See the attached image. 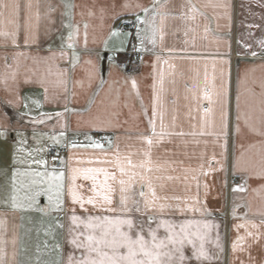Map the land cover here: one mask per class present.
Wrapping results in <instances>:
<instances>
[{
    "label": "crops",
    "instance_id": "crops-1",
    "mask_svg": "<svg viewBox=\"0 0 264 264\" xmlns=\"http://www.w3.org/2000/svg\"><path fill=\"white\" fill-rule=\"evenodd\" d=\"M29 2L33 5L32 24L34 27L38 26L39 43L42 45L43 51H46L49 46L53 51H59L62 43L61 37H66L70 30L64 25L71 23L74 17L76 22L81 23V45L77 51L83 59H87L88 54L83 48L82 41V23L87 20L90 24L89 49L98 46V44L92 43V36L96 35L98 40L104 38L107 34L108 24L112 23L110 19L106 18L102 28L98 12L97 17L94 18L81 17L80 15L81 11L92 8L94 4L98 6L104 0H20L22 5ZM129 2L133 5L142 3L145 6H151L152 0H129ZM67 4H74L76 7L75 9L66 8ZM161 4L164 5L161 12L166 14L163 21L164 39L162 41L158 39L155 47L146 42L143 47L147 50L141 53L138 69L132 73H126L135 76L137 89L133 90L130 82L125 85L122 77H118L120 83L115 85L111 92L107 86L100 90L95 84L90 89L85 84L83 89L76 86V95L72 96L73 88L70 81L67 96L61 89L49 87L50 96L53 93H59L57 102L45 101L42 95L43 89L39 85H22L21 95L40 101L38 106L29 100V107L25 109L22 105L19 108H13L4 103L8 94L0 85V127L9 129L6 137H0V219L7 221L4 238L8 241L5 251L8 254L6 259L9 261L12 259L14 251L11 243L14 235L17 240L15 246L16 264H36L37 256L42 264H51L56 260H60L63 264L66 256L72 251L71 246L66 243L67 230L70 226V207H72L70 202L66 204L64 212L52 213L47 216L37 212L13 211L10 204L8 206L3 204V200L9 195L13 168H19L22 171L27 169V163L14 165V158L18 161H29L31 157L27 153L33 152L37 159L42 158L48 161V171L51 172L53 167L47 157V150L50 145H58L64 150L61 156L63 163H61V167L55 169L57 173L61 170L64 171V184L67 187L71 170L74 168L110 167L96 161L106 158L114 159L112 153L117 144L122 155L145 147L139 138L143 134H149V128L148 116L143 114L141 99L150 116L151 85L156 76V73L153 72V64H157V69L163 70L165 74V124L170 125L171 116L176 115V130H182L185 133L219 131V106L215 107L214 115L207 118L210 121L215 120V128L211 125L204 128L201 121L203 112L202 110L197 111V104L192 99L193 93L188 91L194 83H199L201 88L204 86L205 72H207L210 81L215 77L217 86L221 79L225 82L228 89L230 129L234 121L235 97L238 87L243 92L244 88L251 86L253 81L264 78V49L258 43L260 40H264V0H161ZM190 5H195L198 9L194 21L187 18L192 15L189 12ZM217 5H226V7ZM132 11L136 10L132 9L130 13ZM24 12L26 13L27 9H24ZM37 12H39L38 21L36 19ZM139 15L143 17L144 13L139 12ZM126 16L135 17L133 14L123 17ZM159 23L160 18L157 17V24L159 25ZM114 25L115 23L113 27H115ZM122 41L126 49L129 37L125 35L112 38L109 48L119 46ZM20 42L22 44V39ZM246 45L250 47H246ZM20 50L28 49L21 48ZM12 51L10 45L5 48L3 44H0V64H2V57L5 54L9 55L11 61ZM31 51H36V48L33 47ZM252 51L257 52L258 55L251 56ZM109 55L112 53L109 52ZM157 56L161 58L160 62L156 61ZM119 60L120 57L117 55V61L119 62ZM165 60L168 61V64L163 63ZM103 64L107 77L108 62L105 60ZM53 65H59L60 68L66 67L65 61L62 60L54 61ZM171 66H174V69ZM2 71L3 69L0 67V72ZM55 71L54 66L53 73ZM80 75L81 70L78 68L76 78L79 79ZM21 79H23V73ZM49 79L55 80L56 76L52 75ZM240 81H245V83H240ZM157 87H159L158 81ZM115 89L120 90L119 97H117ZM137 91L139 97L136 95ZM129 93L131 94L129 95ZM113 102L119 106L121 126L114 130L89 129L86 123L89 114L95 115L98 111H103L105 107L110 108ZM125 104L127 107H124ZM207 106L206 101L201 102V109ZM65 107L70 110L65 111ZM71 109H75V111H71ZM7 111L18 120L43 119V126L41 128L21 126L15 119H10L8 115H5ZM25 112L28 115H22ZM57 112L62 115L56 116ZM190 114L196 119H189ZM49 116L51 118H48ZM48 120H52V122L50 123ZM157 126H159L158 122ZM17 132L21 135L18 136ZM61 132L64 133L63 136H60ZM95 134H101L106 140L110 137L113 141L112 148H109L108 143L104 146L103 151L88 146L91 141L87 137H91L95 141ZM79 135L84 136L87 143L79 141L77 139ZM53 136L57 137L59 143H54L50 139ZM21 140H26V143L21 144ZM258 140L259 137L249 133L246 129L239 138L230 134L226 159L221 156L223 137L217 135L174 137L172 143H165L163 146L153 148V158L174 161L173 167L177 171L172 174L181 177V180L168 182L166 194L181 197L182 202L186 200L188 204L195 207L204 206L211 212L210 216H202L199 212L192 211H188L184 215L172 214V218L176 220L208 219L213 223L214 227L210 233L212 242L206 245L212 258L205 261L204 264H241V262L243 264H264V224H261L264 216L260 214L264 212V199L252 192L253 188L259 187L264 181L255 178L249 180L246 192H233L232 189L237 185L236 183L228 185L229 179H237L239 184L243 183L241 176L233 174L232 168L234 158L239 151V145L243 143L247 146ZM73 144L77 146L72 147ZM21 147L25 151H18ZM36 148H44L45 151L37 154L33 151ZM105 152L108 153L107 157H105ZM136 158L133 157V159ZM32 168L39 171L44 170L36 169L35 165ZM184 169L192 171L185 173ZM204 172H207L208 175H203ZM185 175L188 177L187 180L183 179ZM193 177H197L199 181L200 205H195L193 201V198L197 196V180H194ZM20 179L27 182L32 177L18 178V180ZM76 183L88 185L91 182L81 179ZM82 193L85 197L91 195L87 191V187L82 190ZM23 194L21 190L19 195L23 196ZM114 206H116L115 201ZM181 206L184 204L182 203ZM76 207L77 214H82L79 207ZM88 207L90 208V206ZM225 212H227L228 220L223 218ZM215 213L218 216H215ZM57 221L64 227H56ZM253 224L257 227L253 228ZM240 225L243 227H239ZM49 229L55 235L54 240L52 235H46V230ZM249 231L256 234L258 239L248 237L247 232ZM238 236L245 237V240L240 242L243 251L240 250V247L233 251L232 244L237 241ZM45 241L50 246L58 244L59 250L56 251L52 247L45 249ZM217 242L219 247L216 246ZM37 247L40 248L39 253H37ZM76 254L79 255V253Z\"/></svg>",
    "mask_w": 264,
    "mask_h": 264
},
{
    "label": "snow or ice",
    "instance_id": "snow-or-ice-1",
    "mask_svg": "<svg viewBox=\"0 0 264 264\" xmlns=\"http://www.w3.org/2000/svg\"><path fill=\"white\" fill-rule=\"evenodd\" d=\"M217 6L226 7V5ZM65 7L75 9L76 5L67 4ZM163 7L161 0H152L151 6H145L142 3L133 5L129 0H123V2L121 0H104L98 6L94 4L92 8L81 11V17L87 16L88 18L97 17L98 12L102 28L106 18L112 21L107 26V34L104 38L98 40L96 35L92 36V43L98 44L92 49L88 48L90 24L87 20L82 23L83 48L88 54V58L83 59L77 51L81 45V23L76 22L74 17L71 23L64 25L70 30L66 37H61L62 43L59 51H53L51 46L43 51L42 45L39 43L38 26L34 27L32 24V3L22 5L20 0H11V2L0 0V44H3L5 48L10 45L13 49L11 61L9 55L5 54L2 57V64H0L3 69L0 72V85L8 94L4 103L13 108H19L22 105L27 109L30 100L32 104L39 106V100L21 95L22 85H39L43 89L42 95L45 101L57 102L59 93H53L50 96L49 87L61 89L67 96L70 81L73 88L72 96L76 95V86L83 89L85 84L89 89L94 84L100 90L107 86L111 92L114 90V86L120 83L118 77H122L125 85L130 82L131 88L137 89L135 76L126 74L129 72V65H121L117 61V55L125 51L124 42L122 41L119 46L109 48L112 38L122 35L130 36L131 33H122L119 28L113 27V24L125 15H135L137 25L135 39L140 42L141 47L133 46V51H146L147 49L143 47L146 42L155 47L158 39L161 41L164 39L163 21L166 14L161 12ZM24 9H27L26 13ZM132 9L136 11L130 13ZM139 12H143L144 16L141 17ZM189 12L192 15L187 18L194 21L198 9L195 5H190ZM65 14L67 15V13ZM157 17L160 18L159 25ZM36 19L39 20V12L36 13ZM258 43L264 49V40H260ZM33 47L36 48L34 52L31 51ZM246 47L250 46L246 45ZM21 48L28 50H20ZM109 52L112 55H109ZM257 55V52H251V56ZM57 60L65 61L66 67L60 68L59 65H53V62ZM105 60L108 62L107 77L103 64ZM160 60L161 58L157 56L156 61L160 62ZM163 63L168 64V61L165 60ZM54 66L55 73H53ZM152 67L156 76L151 85L150 116L141 99L143 114L148 116L149 134H143L139 138L145 147L122 155L117 144L112 153L114 159L106 158L96 161L110 167L74 168L71 170L67 187L64 184V171L61 170L57 173L53 167L49 172L48 161L42 158L37 159L33 152L27 153L31 157L29 161L13 159L14 165L27 163V169L22 171L19 168H13L9 195L3 200L5 206L10 204L13 211L37 212L44 216L64 212L68 202L72 206L70 207V226L67 230L66 240L72 251L66 256L63 264H204L205 261L212 258L206 245L212 242L210 233L214 227L213 223L208 219L176 220L172 218L173 213L184 215L186 212L192 211L199 212L202 216H210L211 212L204 206L195 207L188 204L186 200L182 202L181 197L167 195L168 182L181 180V177L172 174L177 171L173 167L174 161L153 158V148L163 146L165 143H172L174 137L185 135L223 137L221 156L226 159L230 134L239 138L246 129L249 133L259 137V140L249 143L247 146L243 143L239 145V151L234 158L232 168L233 174L241 176L243 183L237 184L232 191H248V181L254 178L264 181V78L253 81L251 86L244 88L243 92L238 87L235 97L234 121L230 129L228 89L225 82L221 79L217 86L215 77L210 81L207 72H205L204 86L201 88L199 83H194L188 91L193 93L192 99L197 104V111L202 110L203 112L201 121L204 128L210 125L215 128V120L210 121L207 118L213 116L215 107L219 106V131L185 133L182 130H176V115L171 116L170 125L165 124V74L163 70L157 69V64H153ZM171 67L174 69V66ZM78 68L81 70L79 79L76 78ZM22 73L23 79H21ZM52 75L56 76L55 80L49 79ZM157 81L159 87H157ZM240 83H245V81H240ZM115 90L119 97L120 90ZM136 95L139 97L138 91ZM202 101H206L208 106L201 109ZM118 107V104L113 102L110 108L105 107L103 111H98L95 115L90 113L86 122L89 129L100 131L114 130L120 127L121 112ZM124 107H127V104ZM69 110L65 107V111ZM71 111H75V109H71ZM5 115L7 116V113ZM22 115H28V113L25 112ZM55 115L61 116L62 113L57 112ZM189 119L194 120L196 117L190 114ZM34 122L43 123L44 121L40 119ZM157 122L159 126H157ZM8 132L7 127H0V137H6ZM17 135L19 136L21 133L17 132ZM63 135L64 133L61 132L60 136ZM50 139L54 143H59L55 136ZM87 139L91 141L88 146L103 151V144L92 140L91 137H87ZM20 143L25 144L26 140H21ZM107 143L111 149L113 141L110 137L107 138ZM76 146V144L72 145V147ZM18 151L23 152L25 149L21 147ZM33 151L39 154L45 149L36 148ZM107 156L108 153L105 152V157ZM133 157L137 158L133 159ZM33 165L36 166V169L44 170H34ZM183 171L187 173L192 170L184 169ZM202 174L208 175L207 172ZM21 177H32V179L27 182L23 179L18 180ZM81 179L91 183L88 185L77 184L76 181ZM183 179L187 180V175ZM193 179L197 180V196L193 198V201L195 205H200L199 181L197 177H193ZM85 187L91 193L87 197L82 193ZM21 190L24 193L23 196L19 195ZM252 192L264 199V183L253 188ZM114 201L116 206H114ZM182 203L184 206H181ZM76 206L79 207L82 214H77ZM260 214L264 216V212ZM6 224L5 219H0V264H16L15 246L17 240L15 235L11 241L14 248L12 259L10 261L6 259L8 255L5 251L8 241L4 238ZM261 224H264V219L261 220ZM56 227L63 228L64 225L57 221ZM239 227H243V225ZM252 227L256 228L257 225L253 224ZM46 235H52L53 240L55 239V235L50 229L46 230ZM247 236L258 239V236L251 231L247 232ZM244 240L245 237L238 236L237 241L232 244L233 251L238 247L243 251L240 242ZM216 246L219 247L218 242ZM49 247L56 251L59 250L58 244L50 246L45 241L44 248ZM39 252L40 248L37 247V253ZM36 264H42L39 256H37ZM51 264H61V261L56 260Z\"/></svg>",
    "mask_w": 264,
    "mask_h": 264
},
{
    "label": "built area",
    "instance_id": "built-area-1",
    "mask_svg": "<svg viewBox=\"0 0 264 264\" xmlns=\"http://www.w3.org/2000/svg\"><path fill=\"white\" fill-rule=\"evenodd\" d=\"M114 26L116 28H119L122 31V33H131V35L128 36L129 37L128 46L126 47L125 51L118 54V56L120 57L119 63H121V65H124V64L129 65L128 73H132L138 69L140 61H141V53H142V51L140 52L133 51V46H135L136 48L141 47L140 42L135 39L136 29H137V25L135 23V17L133 16L122 17L121 19L115 21ZM6 113L10 119H15L13 118L10 112L7 111ZM15 120L19 125L27 127V128H32L33 126L37 128H41L43 126V123H35L34 121L18 120V119H15ZM48 122L51 123L52 120H48ZM77 139L83 143H87V140L82 135H79ZM94 139L95 141H98L101 144H103V146L107 145V140L101 134H95ZM63 152L64 150L56 145L49 146L47 155H48L51 166L53 167L61 166V156ZM54 157L56 158L55 160H54ZM232 183L239 184V180L229 179L228 185ZM214 215L218 216L217 213H215ZM223 218L225 220H228L227 212H225Z\"/></svg>",
    "mask_w": 264,
    "mask_h": 264
},
{
    "label": "rangeland",
    "instance_id": "rangeland-1",
    "mask_svg": "<svg viewBox=\"0 0 264 264\" xmlns=\"http://www.w3.org/2000/svg\"><path fill=\"white\" fill-rule=\"evenodd\" d=\"M56 145V144H55ZM56 146H58V145H56ZM59 147V146H58ZM47 152H48V150H47ZM46 202V201H45Z\"/></svg>",
    "mask_w": 264,
    "mask_h": 264
}]
</instances>
